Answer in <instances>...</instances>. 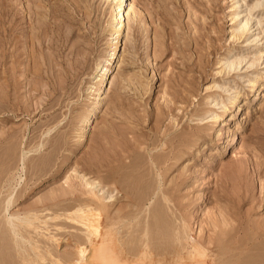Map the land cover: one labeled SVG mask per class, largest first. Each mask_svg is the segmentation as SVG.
I'll return each mask as SVG.
<instances>
[{
	"label": "rangeland",
	"instance_id": "1",
	"mask_svg": "<svg viewBox=\"0 0 264 264\" xmlns=\"http://www.w3.org/2000/svg\"><path fill=\"white\" fill-rule=\"evenodd\" d=\"M114 3L0 0V264H264V0Z\"/></svg>",
	"mask_w": 264,
	"mask_h": 264
},
{
	"label": "bare ground",
	"instance_id": "2",
	"mask_svg": "<svg viewBox=\"0 0 264 264\" xmlns=\"http://www.w3.org/2000/svg\"><path fill=\"white\" fill-rule=\"evenodd\" d=\"M115 1V3L112 5V7H113V16H112V18H113V20L114 21H116L113 25H112V35L113 34H115L116 36L114 37V38H112V40L113 39H118V37L121 35V33H124L123 31H124V28H125V23H126V16H127V13L128 12H126L125 11V7H123V4H124V1L125 0H114ZM239 1V0H238ZM258 6H260V4L258 3L257 4V6L256 7H258ZM118 9V10H117ZM117 10V11H116ZM132 13H134V12H132ZM237 16V15H236ZM250 20V18L249 17H247L246 19H245V22H244V24H243V26L241 27V30H242V32H244L245 30H246V28H247V26H248V21ZM241 36V35H240ZM247 41H249V40H247ZM117 43H118V40L113 44H108V45H110L109 47L111 48L110 49V54H109V58L108 59H106V60H104V62H106V64L105 65H103V61H100V62H98L97 63V65L95 66V70H94V72H95V77H94V82H93V84H98V85H101L102 86V84L104 83V81H105V77H106V75H107V71L109 70V64L110 63H113L114 61H112V62H109V61H111V60H114L116 57H118V54H117V51L120 49L119 47H118V45H117ZM80 54V53H79ZM81 56V55H80ZM116 60V59H115ZM75 62V61H74ZM80 62V61H79ZM240 62L241 61H239L238 63L237 62H235V61H226L225 63H224V65H225V68L228 70V72H230V71H232V70H234V69H236L238 66H239V64H240ZM77 62H75V64H76ZM74 63L73 64H71V66H73V65H75ZM78 64V63H77ZM79 65V64H78ZM105 67V68H103L102 69V67ZM76 67V66H75ZM112 68H113V66H112ZM102 69V70H101ZM104 72V73H101V72ZM100 72V73H99ZM106 72V73H105ZM114 72V71H113ZM112 77L109 79V76L107 77L108 79L105 81V84H104V87L102 88V92L100 93V94H98V96H97V99H96V104L95 105H99L100 103H102L103 101H105V99H106V97L108 96L107 94H108V92L113 88V86H114V84H115V75H111ZM253 79V78H252ZM250 84V86H254L255 84H256V81H252L251 83H249ZM221 88L220 86H217L216 85V88ZM253 88V87H252ZM226 89V88H225ZM225 91H229L228 89H226ZM235 102H236V99L235 98H233L229 103L233 106L234 104H235ZM219 105V102H217V101H214L213 102V106H218ZM236 105V104H235ZM96 106H94V108H95ZM236 107V106H235ZM238 107H240V106H238ZM94 108H92L89 112V114L87 115V118H86V120L84 121V125L82 126V127H86L87 125H89L88 124V122H89V118L91 117V113H93V110H94ZM219 108V107H218ZM221 108V107H220ZM223 108V107H222ZM227 110V109H226ZM238 112V111H237ZM224 113V112H223ZM222 113V114H223ZM226 113V112H225ZM229 117V116H228ZM219 119V118H218ZM218 119H216L215 118V120H218ZM221 123V122H220ZM91 125V124H90ZM219 125V124H218ZM221 125V124H220ZM90 127V126H89ZM86 185L87 186H89V187H92V188H94V189H96L97 190V193H99L101 190L100 189H97V185H94L93 183H86Z\"/></svg>",
	"mask_w": 264,
	"mask_h": 264
}]
</instances>
